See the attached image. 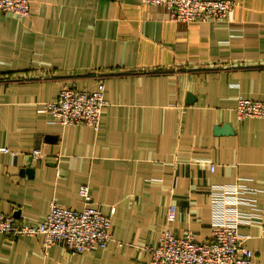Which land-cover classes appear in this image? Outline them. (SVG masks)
<instances>
[{
	"label": "crops",
	"instance_id": "1",
	"mask_svg": "<svg viewBox=\"0 0 264 264\" xmlns=\"http://www.w3.org/2000/svg\"><path fill=\"white\" fill-rule=\"evenodd\" d=\"M231 1L217 23H177L141 0H30L25 18L0 11V149L16 153L0 152V212L38 226L52 202L82 209L88 185L114 237L71 253L0 234V264H149L167 228L209 240L212 189L237 183L253 192L240 232L264 264V119L235 110L240 97L264 102V0ZM101 81L98 130L40 111L63 89L93 92ZM226 125L232 133L217 131Z\"/></svg>",
	"mask_w": 264,
	"mask_h": 264
},
{
	"label": "built area",
	"instance_id": "2",
	"mask_svg": "<svg viewBox=\"0 0 264 264\" xmlns=\"http://www.w3.org/2000/svg\"><path fill=\"white\" fill-rule=\"evenodd\" d=\"M143 4L161 6L170 11L171 20L177 23L227 21L235 3L231 0H141ZM0 11L21 18L30 15V0H0ZM105 83L101 81L96 91L63 89L57 100L45 103L40 111L50 113L55 121L65 127L85 125L98 130L102 123ZM239 120L264 119V102L239 98L236 106ZM2 105L0 103V114ZM0 152L16 155L9 149ZM42 151L34 150L32 156L40 158ZM211 171L215 166L210 165ZM253 193L237 183L216 186L212 189L211 238L198 242L192 234L177 237L167 228L158 245L151 250L149 264H254V252L245 245L240 232L248 222L241 205L248 200L245 194ZM80 195L84 207L80 210L63 207L56 202L50 205L46 219L38 226L18 224L13 215L0 212V234L9 237L41 236L48 251L53 245L63 244L71 253L92 252L106 249L114 241L112 223L95 206L88 185H82ZM115 209H112V213ZM176 218V206L171 205L168 221Z\"/></svg>",
	"mask_w": 264,
	"mask_h": 264
},
{
	"label": "water",
	"instance_id": "3",
	"mask_svg": "<svg viewBox=\"0 0 264 264\" xmlns=\"http://www.w3.org/2000/svg\"><path fill=\"white\" fill-rule=\"evenodd\" d=\"M217 131L219 133H232L233 129H232L231 125H226L223 128H217Z\"/></svg>",
	"mask_w": 264,
	"mask_h": 264
}]
</instances>
